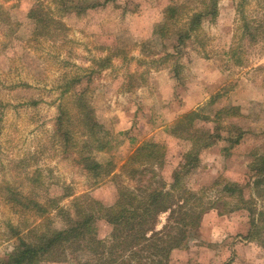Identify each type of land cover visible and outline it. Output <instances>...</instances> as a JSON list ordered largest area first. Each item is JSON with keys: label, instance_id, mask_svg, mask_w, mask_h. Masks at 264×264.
Masks as SVG:
<instances>
[{"label": "rangeland", "instance_id": "rangeland-1", "mask_svg": "<svg viewBox=\"0 0 264 264\" xmlns=\"http://www.w3.org/2000/svg\"><path fill=\"white\" fill-rule=\"evenodd\" d=\"M94 1L102 0H0V255L28 228H62L82 209L95 213L97 237L108 239L111 228L101 215L119 187L140 189V196L145 188H168L192 146L175 124L197 110L194 126L220 137L205 138L213 143L199 148L198 163L183 170L172 191L174 200L188 199L187 207L204 213L186 247L173 249L166 264H264V249L247 236L250 214L264 209V180L255 194L261 176L253 165L264 156V0H217L215 13L185 41L180 81L152 59L172 51L171 31L186 28L209 0H109L82 9ZM169 5L176 7L166 22L170 35L161 38L154 29ZM35 6L38 22L28 17ZM80 103L107 142L105 150L83 148V154L111 174L95 178L76 163L88 137ZM59 106L68 112L75 143L68 154L54 134ZM143 141L157 143L163 155L130 164ZM143 165L154 173L143 175ZM228 182L242 192H227ZM19 197L39 207L12 200ZM244 203L251 211L235 209ZM212 213L226 221H212ZM166 217L159 215L157 229Z\"/></svg>", "mask_w": 264, "mask_h": 264}, {"label": "trees", "instance_id": "trees-1", "mask_svg": "<svg viewBox=\"0 0 264 264\" xmlns=\"http://www.w3.org/2000/svg\"><path fill=\"white\" fill-rule=\"evenodd\" d=\"M108 1H94L83 5L82 9L102 7ZM216 4L217 0L204 1L203 8L192 14L186 28L171 31L175 37L171 46L172 51H166L158 58L152 59L154 63L159 64L156 69L168 68L177 81L181 80V65L178 60L183 53L182 48L185 41L197 30L203 19L207 18L210 13H215ZM175 8L172 5L167 6L165 20L156 25L154 33L159 37L168 38L170 35L167 21L173 18ZM28 17L37 22L41 20L38 19L36 6L29 11ZM78 94V100L82 102L83 91H79ZM80 104L81 109H83L80 120L88 137L84 140L83 147L76 152V156H78L76 163H82L86 170L92 172L93 177L97 178L102 174H109L111 170L104 169L101 164L94 161L89 152L105 150L107 142H104L101 136L102 125L95 120L92 112L84 106V103ZM223 111L224 109L217 110L215 117H219ZM197 117L200 118L199 111L192 110L183 114L175 124L178 134L188 135L192 146L183 154L184 161L180 164V168L173 171L168 188H145V195L140 196V189L134 191V189L119 187L114 203L109 205L105 213L101 215L104 216L111 228L108 239L97 237L93 224L98 219L95 213L83 209L77 210L79 214L72 217L69 223L62 228L49 229L46 227L43 231H38L36 227L28 228L23 236L17 237L12 250L0 255V264H43L47 261L71 264L78 262L79 256L83 258L80 264H166L173 249L186 247L190 230L198 228L204 213L203 208L197 211L195 207H187L188 199H183L182 202L174 200L172 193L178 185V178L182 175L183 170L186 171L198 163L199 148H206L213 143L211 140L206 141L205 138L220 137L219 134L214 135L209 130L203 131L195 127L193 122ZM54 134L60 138L63 152L68 154L75 143L73 142L68 112L62 106H59ZM201 134L204 137H201ZM239 136L240 133L234 142H237ZM83 148L89 152L83 154ZM162 155L163 153H159L157 143L143 141L127 159L130 160V164L133 162L145 164V161L160 158ZM253 165L257 167L256 171L261 176L254 180V193L258 194V185L264 180V156H258ZM140 169L139 171L143 175L147 171L154 173L147 165H143ZM140 172L133 173L141 175ZM152 176L153 174L148 178V181L152 180ZM224 189L231 194H234L236 190L242 192L236 182L226 183ZM12 200L27 207L30 203L39 207V203L28 198L27 203L23 202L22 197ZM77 203L75 202V204ZM250 204L248 207L246 203L236 205L235 209L251 211ZM254 210V213L250 214L251 225L247 236H249V240L256 241L264 249V209L255 207ZM164 212H167L166 222L160 229H157L158 217ZM86 251L93 254L94 259L92 256H87ZM78 254L80 255L78 256Z\"/></svg>", "mask_w": 264, "mask_h": 264}, {"label": "crops", "instance_id": "crops-1", "mask_svg": "<svg viewBox=\"0 0 264 264\" xmlns=\"http://www.w3.org/2000/svg\"><path fill=\"white\" fill-rule=\"evenodd\" d=\"M211 217H212V218H211L212 221H226V220H223V219H222L223 217H221V216H216L215 213H212ZM208 218H210V215H206L205 217H203V221H207ZM242 241L245 242L244 240H242ZM248 243H252V241L249 240ZM258 246H259V244H258ZM259 247H261V246H259Z\"/></svg>", "mask_w": 264, "mask_h": 264}]
</instances>
